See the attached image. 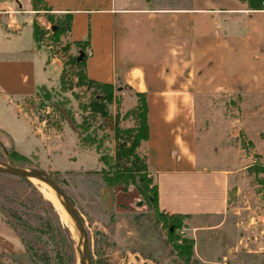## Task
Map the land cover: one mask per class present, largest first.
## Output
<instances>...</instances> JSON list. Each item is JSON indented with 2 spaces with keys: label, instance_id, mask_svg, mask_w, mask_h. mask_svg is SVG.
Segmentation results:
<instances>
[{
  "label": "rangeland",
  "instance_id": "rangeland-1",
  "mask_svg": "<svg viewBox=\"0 0 264 264\" xmlns=\"http://www.w3.org/2000/svg\"><path fill=\"white\" fill-rule=\"evenodd\" d=\"M8 1L20 7L19 1ZM21 12L17 14L21 32L18 36L12 34V39L6 38L4 43L29 48L34 42L37 14ZM37 13L42 17L45 9ZM38 20L52 28L46 17ZM0 28L6 27L0 24ZM45 41L51 52L45 45L38 49L37 75L39 79L49 78L51 86H40L35 93L13 101L0 95V161L48 172L64 187L84 222L89 259L82 255L81 235L79 239L76 231L73 233L58 205L44 193L42 197L37 190L39 184L29 178L32 185L25 176L0 170V254L5 263L46 264L40 254L55 259L60 252L73 264H264V107L260 109L255 99L236 93L197 97L200 153L209 167L234 170L230 179L231 219L221 227L208 229L205 237L214 238L224 248L228 238L231 249L225 248L226 257L214 263H205L194 253L186 259L181 246L184 238L192 237L184 228L185 218L181 226L170 231L167 215L160 213L146 196L139 195L136 187L115 199L117 205L130 203L128 214L116 216L99 199V184L104 182L101 170H116L112 166L118 141L116 127L134 124L132 108L138 94L127 83H118L109 103V115H93L83 106L94 95V89L76 84L77 69L68 62L70 53H77L76 48L67 49V37L57 39L51 32ZM49 56L56 65L48 61ZM64 66L68 88L60 80ZM22 116L44 139L29 133ZM84 116L86 127H81ZM81 136L87 138L88 144L82 143ZM33 144L37 146L33 148ZM80 147L90 151L79 153ZM12 148L27 152L33 164L14 162L9 155ZM115 191L118 192L112 186L101 190L105 202L108 198L114 204V194H120ZM10 211H14L12 215Z\"/></svg>",
  "mask_w": 264,
  "mask_h": 264
},
{
  "label": "crops",
  "instance_id": "crops-1",
  "mask_svg": "<svg viewBox=\"0 0 264 264\" xmlns=\"http://www.w3.org/2000/svg\"><path fill=\"white\" fill-rule=\"evenodd\" d=\"M16 1L20 7L0 0V24L6 27L0 28V95L11 101L35 93L40 86H51L49 78L37 75L35 55L44 44H37L34 25V42L29 48L5 44L6 38L21 32L17 15L21 11L46 17L38 15L41 9H34L31 0ZM46 1L52 12L72 13L71 29L65 35L71 41L70 49L75 47L78 52L75 41L89 38L86 69L90 77L125 82L134 91L146 92L149 137L144 145L158 184L159 208L169 214H185L184 228L194 240V254L203 262L226 257L225 248L231 249L229 239L224 248L205 233L231 219L234 170L209 167L200 153L196 99L236 93L255 99L260 109L264 107V7L251 8L247 0ZM48 61L56 65L52 56ZM22 117L29 133L44 139ZM82 151L90 150L78 148ZM109 186L120 191L114 194L113 205L101 193ZM131 188L110 185L104 178L99 199L116 216L128 214L130 203L117 205L115 199L118 195L123 198L121 194ZM213 217L219 218L209 221ZM0 264H6L1 254Z\"/></svg>",
  "mask_w": 264,
  "mask_h": 264
},
{
  "label": "trees",
  "instance_id": "trees-1",
  "mask_svg": "<svg viewBox=\"0 0 264 264\" xmlns=\"http://www.w3.org/2000/svg\"><path fill=\"white\" fill-rule=\"evenodd\" d=\"M31 1L34 9H37L38 11L40 9H45V16L52 23V28H48L46 26H43L38 18H35L33 24L34 36L37 44H44L48 46L51 52L50 45L45 41L47 34L51 32L52 37H55L57 39H60L61 37L67 35L71 29L72 13L66 12L60 14L52 12V7L47 3L46 0ZM247 1L251 8L257 9L264 7V0ZM53 24H55V27H53ZM88 41L89 38L75 41L76 45L79 47V51L75 54L70 53L68 62L77 69L75 73V76L77 77L76 84L87 85L88 87H92L94 89V95L86 102L87 104H85L83 107L93 115L99 114L102 116H107L110 112L109 103L114 99L115 87L117 84L109 81L97 80L88 75L86 69ZM70 46L71 41H66L65 47L67 49H70ZM80 50L84 51V56L82 59H78ZM66 73L67 68L66 66H64L60 74V80L63 87L68 88ZM41 87L44 88L46 86L43 85ZM136 93L138 94V101L132 108V113L135 119L134 124L128 127H121L120 125H117L116 127L118 141L116 158L114 159V164L112 165L116 170L111 169L107 171L102 169L101 171L103 172L106 182L110 185H121L124 190H128L130 187H136L143 196L147 197L150 203H152L160 213L167 215L168 225L170 231H172L174 228L182 225L185 214L176 212L169 214L168 212L160 210L159 208L158 184L156 182V179L154 180L150 174L148 153L144 145L145 141L149 137L147 95L144 91H136ZM86 120V116H84L83 122H81L79 125L81 127H86ZM81 140L83 144L89 142L85 136H81ZM9 153L11 159L18 164H22L25 166L33 164L31 158L28 155L18 151L17 149L12 148ZM25 178L30 183H32V181L29 180L28 177ZM37 190L42 195V197H44L42 192L39 189ZM47 200L52 204L49 199ZM1 207L4 211L5 208H3L2 205ZM13 212L10 211V214L12 215ZM171 234H173V232H171ZM184 240L185 244L181 246V250L186 253L185 258L188 259L194 253V240L192 238H184ZM27 245L30 246V244L28 243ZM40 257H42L46 264H73V262H71L69 258L64 256V254L60 252H57V257L55 259H52L48 256H42L41 254Z\"/></svg>",
  "mask_w": 264,
  "mask_h": 264
},
{
  "label": "water",
  "instance_id": "water-1",
  "mask_svg": "<svg viewBox=\"0 0 264 264\" xmlns=\"http://www.w3.org/2000/svg\"><path fill=\"white\" fill-rule=\"evenodd\" d=\"M53 27H55V24H53ZM83 56H84V51L80 50L78 59H82ZM0 170H6L18 175L28 177L30 179L36 177L40 180H44L48 182L54 188L56 194L58 195L62 204L65 206L66 210L75 220V224L82 237V242H81L82 255L84 258L86 257L87 259H89L88 236H87L86 228L84 226V222L82 220L78 208L76 207L71 197L69 196V194L66 192V190L62 185L48 172L31 167H21L12 163L0 161Z\"/></svg>",
  "mask_w": 264,
  "mask_h": 264
},
{
  "label": "bare ground",
  "instance_id": "bare-ground-1",
  "mask_svg": "<svg viewBox=\"0 0 264 264\" xmlns=\"http://www.w3.org/2000/svg\"><path fill=\"white\" fill-rule=\"evenodd\" d=\"M32 179L40 185L39 189L41 190V192L44 193V195L47 198L51 199L55 205H58L61 208L63 215L65 216V219H67L66 221H68L70 223V227L73 228V233H75L76 231L77 236H79V239H80V232L75 224V220L73 219V217L70 215V213L66 210L65 206L60 201L54 188L48 182L44 180H40L36 177H33Z\"/></svg>",
  "mask_w": 264,
  "mask_h": 264
}]
</instances>
